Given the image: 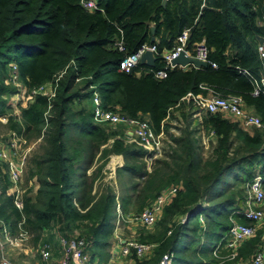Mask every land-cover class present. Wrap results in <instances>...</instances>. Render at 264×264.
<instances>
[{"label": "trees", "instance_id": "obj_1", "mask_svg": "<svg viewBox=\"0 0 264 264\" xmlns=\"http://www.w3.org/2000/svg\"><path fill=\"white\" fill-rule=\"evenodd\" d=\"M95 1L98 8L87 10L78 0H0V116L6 117L0 124L27 140L39 137L25 168L37 187L24 189L21 208L7 192L0 162V219L11 232L25 230L32 243L54 224L64 235L75 229L87 242L89 261L105 262L118 216L115 192L107 183L92 189L109 155L120 154L115 175L129 177L116 197L122 216L138 213L161 188L181 186L151 226L136 229V239L153 248L146 258L133 257V264H155L164 252L170 253L167 264H210L230 219L249 222L234 210L243 201V183L264 166V94L252 93L259 78L256 36L264 37V21L258 23L264 0ZM184 28L186 48L198 41L206 46L205 66L165 67L156 77L154 71L163 68L156 54L151 65L118 68V61L143 42L158 52L170 49ZM62 69L47 108L46 96L29 91L53 81ZM12 71L16 84L10 81ZM20 89L11 102L9 96ZM92 90L103 108L144 118L154 132L167 135L149 170L142 160L145 150L125 140L121 123L93 120ZM210 90L239 95L261 125L243 127L220 112H203L200 121L191 117L190 104L180 97ZM171 108L176 114L169 116ZM166 117L177 120V132L169 130ZM208 130L213 137L203 154L201 132ZM260 231L239 244V256H249Z\"/></svg>", "mask_w": 264, "mask_h": 264}, {"label": "built area", "instance_id": "obj_2", "mask_svg": "<svg viewBox=\"0 0 264 264\" xmlns=\"http://www.w3.org/2000/svg\"><path fill=\"white\" fill-rule=\"evenodd\" d=\"M79 4L87 10H93L98 8L95 0H78ZM188 29L184 28L175 38V44L170 49H162L157 51L154 44L143 42L134 51L126 54L118 61V68L125 71H129L132 66L139 62V58L145 50H149L155 57L156 54L161 57L163 61V68L154 71L156 77L164 75V68L174 66L170 63V59L175 56L180 50H183L186 55L196 57L206 61V46L202 41L195 42L190 48L185 47L187 39ZM117 46L122 48L121 42L118 41ZM256 52L259 58L264 57V38L256 42ZM68 64H72L70 60ZM14 67V65L12 66ZM65 68V67H64ZM62 69L54 78L53 81H47L38 84L30 89V94L39 93L46 96L48 100L47 108L50 106V98L54 94L56 86V80L63 72ZM76 80L78 77L75 78ZM10 81L14 84L17 83L16 74L12 71ZM89 87H93L90 85ZM22 89L15 92L20 93ZM261 92L264 94V78L259 77L255 81L252 93ZM17 99V98H16ZM180 100H184L190 104L191 117L197 121L201 120L200 111L203 112H220L223 116L235 118L239 124L243 127L260 126L258 116L247 109L240 98L236 94L220 95L217 92L208 94H201L199 92L192 93L186 92L180 97ZM91 113L92 118L98 122H104L108 125H115L121 123L124 127V137L128 142H134L145 150L142 160L146 170L150 169L151 162L154 158L160 156L163 151V130L154 132L148 121L144 118L128 117L120 114L116 110L103 108L101 106L100 97L96 90H92L90 96ZM16 111L17 108H15ZM5 116H0L1 121H5ZM8 136L0 137V162L5 164L8 180L11 183L10 193L12 195V202L17 208L22 206V193L24 186L22 185V174L24 172L25 163L27 159V151L32 142L28 141L23 135L17 134L13 131H6ZM212 131L208 130L207 133L201 132V141L204 147H207L208 139L212 136ZM37 140L39 139L36 138ZM114 155H109L107 163L103 166V176L100 179L101 184L108 180L111 175L106 169H112L118 165L116 160H113L110 165V160ZM262 171H256L253 176L246 180L243 185V201L241 205L234 211L240 213L249 222L241 223L234 219H230L231 223L227 230L217 240L214 247L211 250L213 261L210 264H264V188L262 186ZM104 173L106 177H104ZM30 181V180H29ZM98 182V181H97ZM28 184V183H27ZM95 184V183H94ZM29 186V184H28ZM180 183H171L159 190L155 197L146 204L138 213L128 216V220H134L139 225L149 227L159 217L163 205L169 199L177 189H179ZM94 188L92 189V191ZM118 218L123 217L120 214V210L116 208ZM186 213L179 215L177 220L183 222L185 220ZM123 219V218H122ZM258 242L256 247L247 257H241L237 254V247L239 244L247 238H250L257 234ZM51 231L56 233L57 241L60 247V256L57 259V264H86L88 260V254L85 251L86 240L83 236L73 229L68 234H62L57 224L51 227ZM28 237L26 231L18 228L15 233H11L3 224L0 219V239L10 246H21L24 239ZM153 248V243L139 241L136 239L135 234L129 238H119L115 243L112 242L110 246V254L108 259L100 264H112L113 261L120 257L130 256L137 258H146L150 255ZM39 259L47 261L50 256V244L47 241H43L37 246ZM170 259V253L164 252L159 257L155 264H167ZM0 264H14L5 258H2Z\"/></svg>", "mask_w": 264, "mask_h": 264}, {"label": "rangeland", "instance_id": "obj_3", "mask_svg": "<svg viewBox=\"0 0 264 264\" xmlns=\"http://www.w3.org/2000/svg\"><path fill=\"white\" fill-rule=\"evenodd\" d=\"M19 97H20V93H16V94L14 93L11 96H9V100H11V102H15ZM88 103L91 106L90 101ZM202 113H203V111L199 112V114H202ZM170 114H176V111H174L173 108H171L169 110V116H170ZM164 121L171 124V126L169 127V130L171 132H177L175 127H173L176 124H179L177 122V120L172 119L170 117H166ZM0 122H3V121L0 120ZM5 132H6V129L0 124V137H4L3 134H5ZM28 141L32 142V144L27 151V157L32 152V150L36 149V146H37L39 139L37 140L35 138V139H30ZM167 141H168L167 135L163 133L162 147L165 145L164 143H167ZM208 148H209L208 144H207V147H203V154H205V152H207ZM113 158L114 157H112L110 162L113 160ZM107 161H108V158H107L105 164L107 163ZM26 164H27V160L25 163V167H26ZM115 169H116V166L112 169L108 168V169H106V171L111 172L110 173L111 177L109 180H110V184H111V186L115 192V197H116L117 195H119L122 192L123 188L126 187L127 183L129 182V177L124 173H120L118 176H117V174L115 175ZM104 183H107V182H104ZM100 184H101V182L94 184L93 188L99 189V187L101 186ZM107 184H109V182ZM115 207L118 208V199L115 202ZM127 218H128V216L125 215L123 217L118 218V220L115 221L114 226H113L114 235H112V237H111V241L113 243H115V241L117 240V236L119 238L131 237L132 235L135 234L136 229H138L141 226L136 221H134V220L129 221ZM12 233H14V232H12ZM49 241H50V243H52V245H51L52 250H51L50 257L47 259L46 262L41 261L38 258L36 247H37V243L39 241L32 243L29 238L27 240H23L22 244L23 243L24 244L23 245L21 244V247H23V248H19L18 246L9 248L8 247L9 245L5 244L4 241H2L0 239V249H1L0 255L2 254L4 256H7L9 259H11L13 262H15L17 264H57V259H58V256L60 253H59V249H58L56 239L51 238ZM26 247H30V249H28ZM86 264H95V263H94V261H92V262L87 261ZM112 264H133V262H132V259H130V256H126V257L124 256V257H120L117 260L113 261Z\"/></svg>", "mask_w": 264, "mask_h": 264}, {"label": "crops", "instance_id": "obj_4", "mask_svg": "<svg viewBox=\"0 0 264 264\" xmlns=\"http://www.w3.org/2000/svg\"><path fill=\"white\" fill-rule=\"evenodd\" d=\"M262 14H261V21H258V23L259 24H263V21H264V7H262ZM262 38H264V37H261V35H258V36H256V42L258 41V40H260V39H262ZM258 59H259V61H260V69H259V77H263L264 78V57L263 58H259L258 57ZM230 118V117H229ZM7 131V130H6ZM207 133V132H206ZM5 136H8L7 135V133L5 132V134H4ZM213 136H210L209 137V139L210 138H212ZM208 139V140H209ZM203 144V143H202ZM204 147V146H203ZM110 155H114V159L113 160H116L117 162H118V165L117 166H120L121 164H122V157H121V155L120 154H110ZM109 158V157H108ZM116 166V167H117ZM264 167V166H263ZM26 168V167H25ZM260 169H259V166H257V168H256V171H259ZM88 171V170H87ZM104 177H106V175H105V173H104ZM110 179V178H109ZM108 179V180H109ZM30 180V181H29ZM104 182L106 181L105 179H102ZM110 181V180H109ZM22 185L24 186V188L25 189H27L28 187H31V191H34L35 189H36V187H37V182H36V180H35V177L34 176H30V177H26V175H25V169H24V172H23V174H22ZM29 184V186H28V184ZM111 185V184H110ZM10 189H11V183L9 182V184H8V186H7V192H9L10 193ZM117 197V196H116ZM116 197H115V201L117 200L116 199ZM2 221V220H1ZM115 221H116V219H115ZM115 221H114V223H115ZM4 224V223H3ZM5 225V224H4ZM5 227L8 229V227L5 225ZM9 230V229H8ZM18 230V229H17ZM16 230V231H17ZM10 231V230H9ZM15 231V232H16ZM25 231V230H24ZM11 232V231H10ZM14 232V233H15ZM12 233V232H11ZM113 235H114V233H113ZM41 236H42V238L39 240V242L37 243V246H38V244H40V243H42L43 241V237H45V238H47V236H49L50 237V239L51 238H55L56 239V242H57V245H58V249H59V253H60V247H59V244H58V241H57V236H56V233L55 232H53V231H51V229H47V230H42L41 231ZM29 238V234H28V237L26 238V239H24V240H27ZM49 244H50V254H51V250H52V243H50V241L48 240L47 241ZM5 244H7L6 242H4ZM24 244V243H23ZM22 244V245H23ZM9 245V244H8ZM27 246V245H26ZM9 248H11V247H17V246H8ZM19 248H23V247H21V246H18ZM26 248H28V249H30V247H26ZM36 250H37V247H36ZM25 251V250H24ZM0 252H1V249H0ZM87 254H88V251H87ZM37 255H38V250H37ZM59 256H60V254H59ZM59 256H58V258H59ZM88 256H89V254H88ZM50 257V256H49ZM2 258H5V259H7L8 261H10V262H12V263H14V264H17V263H15V262H13L11 259H9L7 256H4V255H0V261H1V259ZM38 258H39V255H38ZM40 260V259H39ZM90 259L88 258V260L87 261H89ZM42 261V260H41ZM44 262H46V261H44ZM90 262H92V261H90ZM95 264H96V262H94ZM100 264V263H99Z\"/></svg>", "mask_w": 264, "mask_h": 264}, {"label": "water", "instance_id": "obj_5", "mask_svg": "<svg viewBox=\"0 0 264 264\" xmlns=\"http://www.w3.org/2000/svg\"><path fill=\"white\" fill-rule=\"evenodd\" d=\"M153 59H154V56L152 55V53L149 50H145L139 58V63L144 62L148 65H151L153 62ZM170 63L172 65H178L180 67H183L186 65L200 67V66H205L207 64L205 60L186 55L183 50H180L175 56H173L170 59Z\"/></svg>", "mask_w": 264, "mask_h": 264}]
</instances>
